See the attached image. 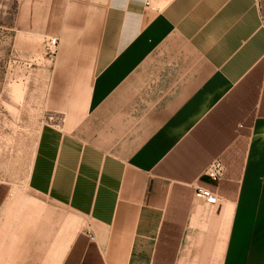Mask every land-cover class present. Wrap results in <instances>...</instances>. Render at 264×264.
I'll use <instances>...</instances> for the list:
<instances>
[{
  "label": "crops",
  "instance_id": "crops-1",
  "mask_svg": "<svg viewBox=\"0 0 264 264\" xmlns=\"http://www.w3.org/2000/svg\"><path fill=\"white\" fill-rule=\"evenodd\" d=\"M63 1L96 28L90 64L47 89L62 114L22 183L0 177V264H264L258 0Z\"/></svg>",
  "mask_w": 264,
  "mask_h": 264
},
{
  "label": "rangeland",
  "instance_id": "rangeland-1",
  "mask_svg": "<svg viewBox=\"0 0 264 264\" xmlns=\"http://www.w3.org/2000/svg\"><path fill=\"white\" fill-rule=\"evenodd\" d=\"M258 4L264 21V0ZM75 11L79 17L63 0H0V177L15 184L24 179L37 130L62 114L43 103L47 89L65 64L89 67L96 28L67 25L78 21Z\"/></svg>",
  "mask_w": 264,
  "mask_h": 264
},
{
  "label": "built area",
  "instance_id": "built-area-1",
  "mask_svg": "<svg viewBox=\"0 0 264 264\" xmlns=\"http://www.w3.org/2000/svg\"><path fill=\"white\" fill-rule=\"evenodd\" d=\"M51 45H54V41L51 42ZM224 173H225V166L222 163V161L218 158L212 160L203 172V174L208 179H210L215 183H218L223 179ZM194 196L204 201L208 205L217 206V207L220 205V200L219 197L216 195V193L207 188L196 187Z\"/></svg>",
  "mask_w": 264,
  "mask_h": 264
}]
</instances>
